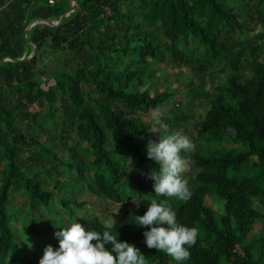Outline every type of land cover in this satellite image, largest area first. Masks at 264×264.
Listing matches in <instances>:
<instances>
[{
  "label": "trees",
  "instance_id": "trees-1",
  "mask_svg": "<svg viewBox=\"0 0 264 264\" xmlns=\"http://www.w3.org/2000/svg\"><path fill=\"white\" fill-rule=\"evenodd\" d=\"M236 1L242 0H79L63 26L37 24L29 30L37 55L0 66V264H39L17 258L9 212L13 195L24 198L29 215L45 210L66 217V210L73 216V208L84 209L87 202L59 195L64 176L97 198L136 201L114 222L113 234L139 248L146 264H178L149 249L143 236L148 229L131 218L143 215L155 197L149 176L160 166L147 157L148 141L178 132L185 122L175 107L159 119L156 132L152 121L144 120L173 97L169 87L154 95L153 85L142 89L148 79L156 80L150 64L164 63L187 68L198 79L200 87L188 90L190 101L204 105L200 144L181 153L194 167L191 198L155 197L176 212L178 223L198 230L190 259L179 264H264V48L259 44L264 43V0H248L263 27L250 42L243 36L252 32L246 25L253 21L252 11L237 9ZM32 6L28 21L60 18L69 4L34 0ZM28 21L0 41V60L30 53L24 37ZM71 52L81 60L43 84L38 73L43 60L50 55L63 62ZM242 59L249 65L248 78L239 72ZM215 64L228 67L230 75L224 85L205 90V76ZM71 138L76 141L68 146ZM228 141L240 142L242 149L226 146ZM56 149L66 157H58ZM55 195L60 199L53 206ZM208 195L223 203L221 213L205 204ZM62 220L52 221L59 230L70 226ZM76 222L104 230L95 216ZM258 225L260 232L251 236Z\"/></svg>",
  "mask_w": 264,
  "mask_h": 264
},
{
  "label": "rangeland",
  "instance_id": "rangeland-1",
  "mask_svg": "<svg viewBox=\"0 0 264 264\" xmlns=\"http://www.w3.org/2000/svg\"><path fill=\"white\" fill-rule=\"evenodd\" d=\"M235 4L237 9L242 10L247 8L248 11H252L251 16L253 21L246 24L252 28V32L249 35L243 36L245 42H250L256 35L263 32V27H261L258 22V15L254 10L252 2L242 0L238 2L236 1ZM259 44L264 48L263 42H260ZM75 59L81 60V57L74 52L64 55L63 62L60 61L58 57L49 55L47 59L43 60L45 65L38 70L40 80L43 84L52 83V73L60 71L63 68L74 66L76 64ZM241 61L243 67L239 72L243 78H248L251 76L249 65L245 59H242ZM260 61L264 62V49L260 56ZM150 67L155 70L156 80L148 79L142 89L153 85L151 94L154 95L157 92H163L169 87L170 91L173 92V97L164 108L156 112H151L150 115L144 117V120L152 121V132H156V124L159 122V119L163 116L169 115L173 107L179 109L181 116L185 117V122L183 128L178 132H181L190 138L195 146L191 152H194L197 147L196 145L200 144V140L198 139L199 119L200 115L203 114L202 108L204 105L198 106V101L193 98L192 100L194 102L191 104L188 90L189 88L195 89L200 87V82L187 68L178 69L173 65L165 63L159 65L150 64ZM229 75L230 71L228 67H222L221 65L215 64L208 70L207 75L205 76L204 89L211 91L212 89H215V87L224 85ZM162 127L164 130H167V127ZM72 138L67 140L68 146L75 143L76 140ZM232 142L233 141H228L224 144L230 148L240 147L239 149H242L240 142L236 144ZM55 152L60 158L66 157V152L63 153L59 149H56ZM193 175L194 167L188 165L187 171L183 173V178L187 181V184L190 185L191 176L193 177ZM48 186L49 188H52V184H48ZM83 187L84 188H82L81 184L77 183L76 180H68V176H64V180L62 179V191L59 193L60 196H74L79 201L87 202L84 209L73 208V216L70 215L71 211L66 210L68 212L66 217L61 214L55 218L54 213H52V215L45 210H39L34 215H29L26 213L27 208L23 206L24 198L13 195L16 202L9 208V212L12 215L11 228L16 235V242L19 246L17 247V258L26 257L39 261L43 256V250L47 245H52L54 249L59 247V241L54 235L56 231H59V227L57 223L52 222L53 220L59 222L66 218V221L71 224L76 222L77 219L95 216L102 224L104 221L112 218L114 219V223L115 221L122 219L129 209L136 207V201L116 204L90 195L85 186ZM54 198L53 206L58 205L57 201L60 199L58 195H55ZM205 204L214 209L216 213H221L223 210V203L213 195H208L205 198ZM69 215L70 217H68ZM62 222L64 221L62 220L61 223ZM61 223L60 225H62ZM260 230L261 225L256 226L251 236L257 235Z\"/></svg>",
  "mask_w": 264,
  "mask_h": 264
},
{
  "label": "clouds",
  "instance_id": "clouds-1",
  "mask_svg": "<svg viewBox=\"0 0 264 264\" xmlns=\"http://www.w3.org/2000/svg\"><path fill=\"white\" fill-rule=\"evenodd\" d=\"M227 131L235 134L231 126ZM194 144L181 132L162 135L147 143V157L159 164V171L153 170L149 179L154 181L155 197H176L187 201L191 191L183 173L188 162L181 155L191 152ZM152 198L143 215H133V223L148 230L143 232L145 244L182 262L190 259L189 249L195 245L198 230L177 221L176 212ZM113 218L103 223V232L86 229L78 222L60 228L54 233L59 247L47 245L39 264H146V257L140 249L127 241H119L113 234ZM107 245H110V250ZM187 246V247H186Z\"/></svg>",
  "mask_w": 264,
  "mask_h": 264
},
{
  "label": "crops",
  "instance_id": "crops-1",
  "mask_svg": "<svg viewBox=\"0 0 264 264\" xmlns=\"http://www.w3.org/2000/svg\"><path fill=\"white\" fill-rule=\"evenodd\" d=\"M33 1L34 0H0V41L7 35L13 26L28 21V14L32 11L31 7H33ZM59 2L60 0H55V3ZM68 4H70V0H68Z\"/></svg>",
  "mask_w": 264,
  "mask_h": 264
},
{
  "label": "water",
  "instance_id": "water-1",
  "mask_svg": "<svg viewBox=\"0 0 264 264\" xmlns=\"http://www.w3.org/2000/svg\"><path fill=\"white\" fill-rule=\"evenodd\" d=\"M78 9H79V0H70L69 7L60 16V18L49 19V18L37 17L29 20L24 28V37L30 49V53L21 58L3 57L0 60V66L5 62H28L32 60L38 53V46L30 40L29 30L37 24L47 25L49 27H56V28L61 27L70 19L71 14L74 11H77Z\"/></svg>",
  "mask_w": 264,
  "mask_h": 264
},
{
  "label": "built area",
  "instance_id": "built-area-1",
  "mask_svg": "<svg viewBox=\"0 0 264 264\" xmlns=\"http://www.w3.org/2000/svg\"><path fill=\"white\" fill-rule=\"evenodd\" d=\"M48 3H49L50 5H53V4H55V0H48Z\"/></svg>",
  "mask_w": 264,
  "mask_h": 264
}]
</instances>
